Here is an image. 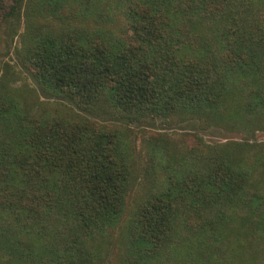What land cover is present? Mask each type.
Segmentation results:
<instances>
[{"label": "trees", "instance_id": "trees-1", "mask_svg": "<svg viewBox=\"0 0 264 264\" xmlns=\"http://www.w3.org/2000/svg\"><path fill=\"white\" fill-rule=\"evenodd\" d=\"M21 8L23 65L70 108L32 111L0 78V264H97L117 228L121 264H264V142L195 135L123 221L120 126L264 130V0H0V26Z\"/></svg>", "mask_w": 264, "mask_h": 264}, {"label": "rangeland", "instance_id": "rangeland-1", "mask_svg": "<svg viewBox=\"0 0 264 264\" xmlns=\"http://www.w3.org/2000/svg\"><path fill=\"white\" fill-rule=\"evenodd\" d=\"M26 23L24 9L21 8L17 15L0 26V78L5 79L9 85L16 89L19 98L32 111L58 110L67 112L70 107L67 106L66 100L44 92L23 65L22 50L24 35L27 31ZM120 126L124 132L125 146L132 154V166L135 174L133 187L127 197L123 221L128 217L136 199L158 188L168 178V174L178 175L189 168L190 163L181 159L180 152H187L188 148L194 144L195 135L200 136L204 142L210 145L231 141L243 142L245 139L256 145L264 142V130H258L252 134L245 128L237 126V123L236 126L225 124L218 127L202 128L198 121L191 118L164 119L156 117L149 122L121 123ZM149 138L152 141L149 142ZM154 138L157 139V143L166 139L169 151L175 155L174 160L170 157L167 158L162 152L153 156V146L156 142ZM114 231L97 264H121L120 228ZM170 260L172 264L176 262L172 257Z\"/></svg>", "mask_w": 264, "mask_h": 264}]
</instances>
